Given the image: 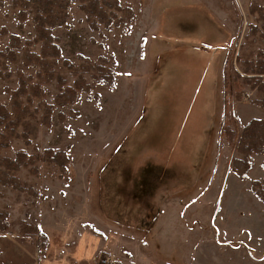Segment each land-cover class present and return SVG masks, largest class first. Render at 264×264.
I'll use <instances>...</instances> for the list:
<instances>
[{"label":"rangeland","instance_id":"rangeland-1","mask_svg":"<svg viewBox=\"0 0 264 264\" xmlns=\"http://www.w3.org/2000/svg\"><path fill=\"white\" fill-rule=\"evenodd\" d=\"M259 62L264 0H0V106L13 119L0 122V264L245 263L249 242L264 244V153L241 178L227 130L264 118ZM200 98L217 114L196 124V192L177 176L154 195L169 194L162 211L131 210L113 185L121 154L171 111L193 123ZM28 225L49 236L44 252Z\"/></svg>","mask_w":264,"mask_h":264},{"label":"crops","instance_id":"crops-1","mask_svg":"<svg viewBox=\"0 0 264 264\" xmlns=\"http://www.w3.org/2000/svg\"><path fill=\"white\" fill-rule=\"evenodd\" d=\"M199 100V112L196 114L193 123L179 124L176 122L178 117H182V119L187 120L190 111L187 110L184 112L179 110V113L174 114H172L171 111L165 118L163 117L159 124L155 126L153 134L148 135L146 139L142 141L138 139L134 140L140 145L139 148L135 151L128 148L121 154L128 157L129 161L127 164L124 162V166L118 174L120 176L117 180L120 184L118 185L117 180H115L113 185L120 187V196H123L131 210L135 209L136 206V210L141 207L143 210L147 211L148 206L151 208L150 206L153 204V206L161 208L160 211H162L165 200L164 198H166L165 196H169V194L159 195L156 200L153 201L154 195L156 192L159 193L162 190L163 185L169 186L171 182L175 183L178 180V177L183 182H178L177 184L183 183V188L189 192L187 195H190L191 197L196 192L195 169L193 166L194 159L196 158L197 147L196 127L199 126L196 124L201 123L202 114L207 115L213 111L212 119H215L216 117L215 112L217 114V108L212 111H210V108L207 109V107H209L206 102L207 98H200ZM209 123L207 125L204 124L207 127V130ZM190 136H192L191 143L189 140ZM128 137L129 135L127 138ZM205 137L202 138V142ZM149 143L154 146H152V152L154 153L151 155L150 152L146 150L149 148ZM205 151L206 150L204 148L200 150V153L197 155V161H205ZM159 157H162L167 162L163 161V159ZM134 161L141 164L131 166ZM166 163H168L167 166H165ZM168 173L173 174L170 182L166 180ZM218 194L220 196V193ZM138 216L139 219H142L140 215ZM224 232L225 230L221 232V234L223 235ZM249 246L250 252L247 254L249 257H246V255L243 256V258H247L245 263L250 262V264H264V244L262 242H249ZM240 258L241 256L239 257V255H235V258H232V260L236 259V262L239 263L238 261L241 260ZM245 263L243 262L242 264Z\"/></svg>","mask_w":264,"mask_h":264},{"label":"trees","instance_id":"trees-1","mask_svg":"<svg viewBox=\"0 0 264 264\" xmlns=\"http://www.w3.org/2000/svg\"><path fill=\"white\" fill-rule=\"evenodd\" d=\"M47 10L48 8H46L44 11L48 13ZM46 38L48 37H43V39ZM44 50H43L44 57H46L48 56L49 53L47 54ZM46 63L47 60H45L44 64ZM260 63L261 62L257 64L256 68L251 69V71L252 72L256 71L258 75L257 76L258 78H256L257 82L255 85H257V89L259 90L261 97L257 101L259 102L261 107H264V64L260 65ZM102 81L110 83L109 79L107 78H104ZM80 90H84V89L81 87ZM69 94L70 97L68 96V98L71 101H74L78 97V93L75 90H71V91L69 90ZM0 122L2 124L5 123L6 128L10 127L13 124L12 116L5 108L1 106H0ZM227 132L230 138H236L237 145H235V149L243 155L241 158L239 157L235 158V162H234L235 164L233 165V170L237 171L239 176L245 179L247 178L250 171L253 169V163L251 161L252 155L264 153V118L252 119L239 134L237 132H234L230 128L227 130ZM54 157L55 159L60 158L56 154L54 155ZM255 184H259V182L255 181ZM254 193L262 202H264V189L254 190ZM24 230L25 231L31 230L33 231V233L35 231L37 232L39 237L38 240L39 247L41 249V252H44V250L48 247V243H49V236L47 235V233L38 230V227L33 225L25 226Z\"/></svg>","mask_w":264,"mask_h":264}]
</instances>
